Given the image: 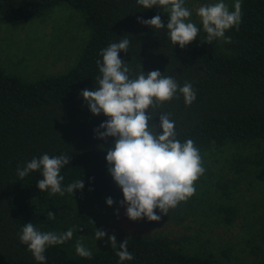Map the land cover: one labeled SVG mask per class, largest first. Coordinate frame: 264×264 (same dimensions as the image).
Here are the masks:
<instances>
[{
    "label": "trees",
    "instance_id": "trees-1",
    "mask_svg": "<svg viewBox=\"0 0 264 264\" xmlns=\"http://www.w3.org/2000/svg\"><path fill=\"white\" fill-rule=\"evenodd\" d=\"M59 3L82 12L90 30L76 63L63 74L32 82L0 66V264H40L18 234L29 222L49 232L33 201L45 203L50 190L36 187L42 179L39 170L21 179L18 167L44 154H66L71 160L61 169V187L84 181V189L74 194L83 193L108 172L106 154L114 138L100 140L94 132L108 118L93 116L80 92L98 86L96 78L101 74L96 62L102 60L101 50L126 35L128 52H121L119 58L129 63L132 77L142 70L145 74L159 70L179 86L191 83L196 92L191 105L177 92L155 112L149 109L152 124H159L160 114H170L177 139L181 143L191 139L197 148L229 140L264 141V0H241L240 23L223 38L230 55L216 54L195 42L183 49L173 45L166 27L169 13L160 7L144 9L137 0H0V17L18 27ZM158 14L163 29L138 23ZM80 218L79 232L86 233V215L81 213ZM125 239L134 258L121 262L116 253ZM261 241L264 245V227ZM91 252L88 259L70 255L64 244L49 246L45 264H220L176 249L166 237L140 234L126 236L115 248Z\"/></svg>",
    "mask_w": 264,
    "mask_h": 264
},
{
    "label": "rangeland",
    "instance_id": "rangeland-1",
    "mask_svg": "<svg viewBox=\"0 0 264 264\" xmlns=\"http://www.w3.org/2000/svg\"><path fill=\"white\" fill-rule=\"evenodd\" d=\"M220 0H184L190 10V22L199 29L193 41L216 54L230 55L223 39L207 44L197 10ZM234 10L236 0H223ZM241 2V0H240ZM90 30L82 12L59 3L27 23L13 27L0 17V66L26 82L67 72L79 58ZM204 174L195 182L194 195L162 215L159 222L147 218L131 221L126 216L122 190L106 172L80 194H51L49 200L33 205L45 216L44 226L55 233L76 229L64 243L70 255H77L75 245L81 241L90 251L107 249L108 237L116 243L128 235L161 236L185 253L208 256L220 264H264V141L229 140L198 148ZM111 197L112 207L106 200ZM228 210H231L227 221ZM51 211L54 219H47ZM86 215L88 231L79 232L80 214ZM118 213V214H117ZM156 213L160 215L159 210ZM95 229L107 235L94 238Z\"/></svg>",
    "mask_w": 264,
    "mask_h": 264
},
{
    "label": "clouds",
    "instance_id": "clouds-1",
    "mask_svg": "<svg viewBox=\"0 0 264 264\" xmlns=\"http://www.w3.org/2000/svg\"><path fill=\"white\" fill-rule=\"evenodd\" d=\"M137 3L144 9L160 7L169 13L166 27L173 45L183 49L198 36L200 29L190 22L191 12L184 6V0H137ZM197 15L207 34V44H211L215 39H223L226 31L239 25L241 3L236 0L234 10L230 11L220 0L215 4L202 5ZM138 23L153 30L165 28L159 14L148 20L140 19ZM127 37L101 50L102 60L96 62L101 74L96 78L98 86L82 90L80 97L87 103L93 116L103 114L108 118L94 132L100 140L114 138L106 154L107 171L122 190L120 206H127V218L131 221L147 218L150 222H159L162 215L167 216L170 209L194 195V184L205 169L194 141L188 139L181 143L177 139L175 121L170 119V114H160L159 124L155 125L152 124L154 117L149 109L155 112L163 103L171 101L177 92L183 96L186 105H191L196 99V92L191 83L185 82L179 86L174 78L164 76L159 70L147 74L142 70L132 77L129 63L119 58L121 52H128L130 40ZM70 160L66 154H44L39 159L33 158L23 168L18 167L17 175L23 179L30 172L39 170L42 175V179L36 183L39 191L74 194L84 189L83 179L74 181L66 188L61 187L64 177L60 172ZM113 203L111 197L107 198V206L112 207ZM157 209L160 215L156 213ZM54 218L49 211L47 219ZM75 230L70 228L59 234L42 232L29 222L24 224L18 235L34 259L45 264L46 248L71 240ZM106 235L105 231L95 229L96 240H102ZM108 243L112 248L117 247L115 235L108 237ZM118 248L116 255L121 262L134 258L128 250L127 239ZM75 252L82 258H92V252L81 241L76 243Z\"/></svg>",
    "mask_w": 264,
    "mask_h": 264
}]
</instances>
